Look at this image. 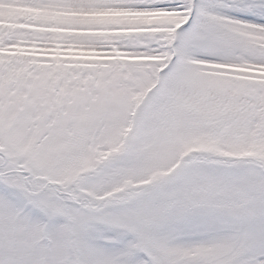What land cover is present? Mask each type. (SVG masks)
Segmentation results:
<instances>
[{
    "label": "snow or ice",
    "instance_id": "1",
    "mask_svg": "<svg viewBox=\"0 0 264 264\" xmlns=\"http://www.w3.org/2000/svg\"><path fill=\"white\" fill-rule=\"evenodd\" d=\"M0 264H264V0H0Z\"/></svg>",
    "mask_w": 264,
    "mask_h": 264
}]
</instances>
